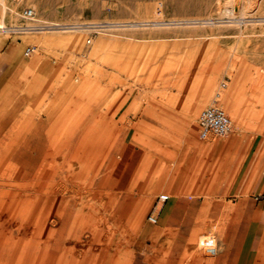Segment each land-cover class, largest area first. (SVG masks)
I'll return each instance as SVG.
<instances>
[{
  "label": "rangeland",
  "instance_id": "obj_1",
  "mask_svg": "<svg viewBox=\"0 0 264 264\" xmlns=\"http://www.w3.org/2000/svg\"><path fill=\"white\" fill-rule=\"evenodd\" d=\"M6 4L11 28L34 24L0 32L9 58L47 59L58 78L39 102L22 94L38 110L28 139L0 144V264H155L174 233L147 219L161 194L185 184L221 210L264 183V0ZM222 83L232 131L201 140L197 115ZM213 224L193 228L188 253L223 252ZM242 245L264 264V243Z\"/></svg>",
  "mask_w": 264,
  "mask_h": 264
},
{
  "label": "crops",
  "instance_id": "obj_2",
  "mask_svg": "<svg viewBox=\"0 0 264 264\" xmlns=\"http://www.w3.org/2000/svg\"><path fill=\"white\" fill-rule=\"evenodd\" d=\"M10 51V46L0 37V144L5 137H8L7 133L14 130V134L4 142L3 145L6 146L16 145L20 143L19 141L28 139L25 132L32 118L38 113L37 104L23 107L25 97L22 94H28L29 99L37 94V102H39L45 95L52 93L49 89L52 88L53 79L58 78L57 69L51 66L47 59L39 60L37 57L25 61L17 57L10 59ZM49 82L51 85L48 88ZM52 114L53 112L49 115ZM42 122H37L36 130H44ZM256 175L257 179H264V170L256 172ZM259 184H256L250 192H242L239 198L228 200L230 202L221 210L219 198L206 199L202 197L205 192L200 191L199 188L180 185L176 189L178 192L175 190L176 192L164 205L160 204V215L156 221V223L159 221L158 228H168L174 233L166 235L163 240L164 243L170 244V254L162 258L155 256L154 263L246 264L247 260L242 253L236 254L235 250L242 251V244L264 243V199L258 197L264 193V183ZM258 190L260 193L257 194ZM243 195L246 197L242 198ZM214 221L216 226L224 228L220 236V241L224 244L223 252L213 255L188 253L193 247V228L205 227L213 224ZM154 230L157 229L151 231ZM210 237L213 238V234ZM204 238L206 237L200 239Z\"/></svg>",
  "mask_w": 264,
  "mask_h": 264
},
{
  "label": "built area",
  "instance_id": "obj_3",
  "mask_svg": "<svg viewBox=\"0 0 264 264\" xmlns=\"http://www.w3.org/2000/svg\"><path fill=\"white\" fill-rule=\"evenodd\" d=\"M26 16H31L30 8L24 10ZM34 46H27L24 50L25 56H30L34 52ZM226 84L222 83L215 92V100L202 108L197 115L196 124L198 127V137L201 140H206L211 136H225L232 131L233 123L226 110L217 102L221 98V94ZM169 198L167 194H161L158 197V202L154 210L148 215L147 219L150 223H156L161 206L158 204L165 203ZM201 248H205L204 241H200Z\"/></svg>",
  "mask_w": 264,
  "mask_h": 264
},
{
  "label": "bare ground",
  "instance_id": "obj_4",
  "mask_svg": "<svg viewBox=\"0 0 264 264\" xmlns=\"http://www.w3.org/2000/svg\"><path fill=\"white\" fill-rule=\"evenodd\" d=\"M7 4H6V0H0V10H1V14H0V32H5V31H10V30H24V31H29L32 29L31 24H27L25 25V27L22 26H17V28H11L10 25H7L5 22V18H6V13H7ZM25 13V12H24ZM32 15V14H31ZM36 26V25H35ZM80 26V25H79ZM67 27V26H66ZM83 27V25L81 26ZM85 27V26H84ZM87 27V26H86ZM78 28L77 26H69L68 29H75ZM48 29V28H47ZM45 30V29H44ZM73 31V30H72ZM77 31V30H75ZM80 31V30H79ZM45 32V31H44ZM63 32V31H62ZM67 32V31H65ZM78 32V31H77ZM3 194V193H2ZM201 237H204V235H202ZM62 241V240H61ZM60 250V249H59ZM64 252V251H63ZM56 255V254H55ZM61 258V257H60ZM5 260V259H4ZM34 261V260H33ZM60 261V260H59ZM3 263V262H2ZM53 260L51 257H45L42 258V260L40 261V264H53ZM56 263V262H55ZM58 263V261H57ZM32 264V263H31ZM34 264V262H33Z\"/></svg>",
  "mask_w": 264,
  "mask_h": 264
},
{
  "label": "water",
  "instance_id": "obj_5",
  "mask_svg": "<svg viewBox=\"0 0 264 264\" xmlns=\"http://www.w3.org/2000/svg\"><path fill=\"white\" fill-rule=\"evenodd\" d=\"M205 255H212L213 254V251L212 250H205Z\"/></svg>",
  "mask_w": 264,
  "mask_h": 264
}]
</instances>
